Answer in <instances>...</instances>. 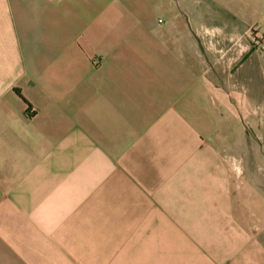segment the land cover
I'll return each mask as SVG.
<instances>
[{
	"label": "crops",
	"instance_id": "crops-1",
	"mask_svg": "<svg viewBox=\"0 0 264 264\" xmlns=\"http://www.w3.org/2000/svg\"><path fill=\"white\" fill-rule=\"evenodd\" d=\"M114 12L144 23L92 37ZM252 27L264 0H0V264H264L233 169Z\"/></svg>",
	"mask_w": 264,
	"mask_h": 264
},
{
	"label": "rangeland",
	"instance_id": "rangeland-1",
	"mask_svg": "<svg viewBox=\"0 0 264 264\" xmlns=\"http://www.w3.org/2000/svg\"><path fill=\"white\" fill-rule=\"evenodd\" d=\"M154 16L147 17L152 20ZM145 18L135 13L114 12L104 16H94L92 24L101 30L91 29L89 34L92 37H107L110 41H117L122 34L119 29L124 25H137L144 23ZM84 35L87 34V28H78ZM66 31L63 29V34ZM69 33V32H68ZM86 33V34H85ZM250 33V31H249ZM51 32L49 36L51 38ZM80 38V36H79ZM252 40V39H251ZM257 46V44H255ZM237 89L243 93L249 104L255 108V111L246 113L239 111L237 118L233 115V122L237 127L233 132V137L239 138V144L233 149L236 155L240 154L237 159L233 158V169L238 174V183L241 184L243 176H246V199L247 204L252 205V211H249V223L254 231L262 230L260 218H264V78L254 73L248 79L238 77ZM234 103V100H233ZM239 150V151H238ZM248 150V151H247ZM247 151L245 154L243 152ZM242 157V158H241ZM235 163V164H234ZM235 166V167H234ZM263 201V206L256 208L253 201ZM263 210V211H262ZM262 227V228H261Z\"/></svg>",
	"mask_w": 264,
	"mask_h": 264
},
{
	"label": "built area",
	"instance_id": "built-area-1",
	"mask_svg": "<svg viewBox=\"0 0 264 264\" xmlns=\"http://www.w3.org/2000/svg\"><path fill=\"white\" fill-rule=\"evenodd\" d=\"M250 38L257 45H262L264 43V35L256 27L250 29Z\"/></svg>",
	"mask_w": 264,
	"mask_h": 264
}]
</instances>
